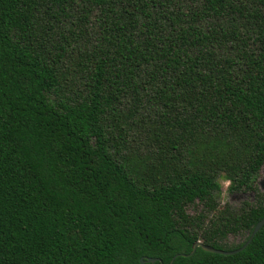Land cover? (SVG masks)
I'll return each instance as SVG.
<instances>
[{"label":"trees","instance_id":"16d2710c","mask_svg":"<svg viewBox=\"0 0 264 264\" xmlns=\"http://www.w3.org/2000/svg\"><path fill=\"white\" fill-rule=\"evenodd\" d=\"M263 166L264 0H0V264L238 249ZM172 264H264V225Z\"/></svg>","mask_w":264,"mask_h":264},{"label":"rangeland","instance_id":"374dc122","mask_svg":"<svg viewBox=\"0 0 264 264\" xmlns=\"http://www.w3.org/2000/svg\"><path fill=\"white\" fill-rule=\"evenodd\" d=\"M258 182H262L263 185H264V166H263V168H262V170L260 172V176H259ZM223 183L224 182H222L221 185ZM259 188H258L259 193L264 196V188H263V190H259ZM222 191H225V190L221 189V193H222ZM227 196H228V202L226 204H229L232 207H238L243 201H251L253 199V197H251V195H248V194H238V195H235V196H231L227 192ZM220 198H221V194H220V197H219V207H218L219 212L217 213V215L225 207V204L221 205ZM201 209H202V206L200 204H198V203H195L193 206L188 207L187 213L190 216H195L201 211ZM245 237H246V233H243V234H240V235H235V236L229 235L225 239L224 243L227 246H233V245L241 243L244 240Z\"/></svg>","mask_w":264,"mask_h":264},{"label":"water","instance_id":"95a60500","mask_svg":"<svg viewBox=\"0 0 264 264\" xmlns=\"http://www.w3.org/2000/svg\"><path fill=\"white\" fill-rule=\"evenodd\" d=\"M259 187H260V190H263L264 185H263L262 182H259ZM263 225H264V217L260 221H258L256 223V225L254 226L252 232L250 233L249 238L247 239V241L241 247H239L238 249H235V250H232V251H225V250H221V249H216V248H214L212 246H209V245H205L201 241H196L195 243H193L191 252L189 254H187V255L186 254L176 255L175 257H173V259L170 261L169 264H172L174 259L177 256L185 257V256L192 255L196 251L197 248H201L205 252L214 253V254H218V255H233V254H236L238 252H241L242 250H244L249 245V243L251 242V240L253 239L255 234L263 227ZM156 261H158V259H156V258L140 259V263L141 264H146V263L152 264V263H154Z\"/></svg>","mask_w":264,"mask_h":264},{"label":"clouds","instance_id":"9594fccd","mask_svg":"<svg viewBox=\"0 0 264 264\" xmlns=\"http://www.w3.org/2000/svg\"><path fill=\"white\" fill-rule=\"evenodd\" d=\"M218 186L225 190V191H222L221 198H220L221 205H224L228 202L227 189L231 188L232 182L230 180H225L222 185H220L218 182Z\"/></svg>","mask_w":264,"mask_h":264}]
</instances>
